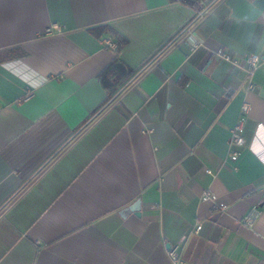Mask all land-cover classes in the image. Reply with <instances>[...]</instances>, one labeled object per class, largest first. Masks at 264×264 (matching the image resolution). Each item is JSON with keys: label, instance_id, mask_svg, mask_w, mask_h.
I'll use <instances>...</instances> for the list:
<instances>
[{"label": "crops", "instance_id": "1", "mask_svg": "<svg viewBox=\"0 0 264 264\" xmlns=\"http://www.w3.org/2000/svg\"><path fill=\"white\" fill-rule=\"evenodd\" d=\"M190 1L0 0V264H264V18Z\"/></svg>", "mask_w": 264, "mask_h": 264}, {"label": "built area", "instance_id": "2", "mask_svg": "<svg viewBox=\"0 0 264 264\" xmlns=\"http://www.w3.org/2000/svg\"><path fill=\"white\" fill-rule=\"evenodd\" d=\"M57 30L55 27H50L45 30V33H51L52 31ZM103 47L106 50L115 51L118 47L117 43L111 38V37H105L102 40ZM199 43L194 42L192 47L193 50L198 47ZM215 55L219 58H221L224 61H227L232 64L237 63V59L227 53H225L222 50H218L215 52ZM244 64H245V75L248 82V89L253 90L255 88V84L253 82V78L255 75V71L259 67L260 64V58L258 55L255 54H248L243 58ZM249 111V105L247 103H243L241 106V114L238 122L233 126V128L230 130L229 135V147L231 148V159L234 161L237 159L239 155V151L235 148H240L245 145V139L243 136L244 132V121L246 118V115ZM204 201L210 202L213 207L218 210L219 212H225L227 206L224 203L217 202L216 197L212 194H205L203 196ZM258 214V208L253 207L250 209L248 214L245 216L244 220L246 223L251 224L253 218L256 217ZM201 226L197 225L194 232H198L200 230ZM181 248L182 243L178 242L175 244H171L167 247V257L169 259L170 264H185L182 257H181Z\"/></svg>", "mask_w": 264, "mask_h": 264}, {"label": "clouds", "instance_id": "3", "mask_svg": "<svg viewBox=\"0 0 264 264\" xmlns=\"http://www.w3.org/2000/svg\"><path fill=\"white\" fill-rule=\"evenodd\" d=\"M250 8L246 13L236 14L231 17L232 22L237 25L252 26L257 23L260 18H264V9H261L255 0H249ZM245 40L249 43L255 42L253 33L246 32Z\"/></svg>", "mask_w": 264, "mask_h": 264}, {"label": "trees", "instance_id": "4", "mask_svg": "<svg viewBox=\"0 0 264 264\" xmlns=\"http://www.w3.org/2000/svg\"><path fill=\"white\" fill-rule=\"evenodd\" d=\"M189 2H191L190 0H188ZM110 33L111 35H116L109 27L107 26H99V27H95L93 29H91V33L95 36V37H101L103 34L105 33ZM118 47L116 50H118L120 47H122L125 43L126 40L124 38H118ZM7 56L5 53H0V62L4 59H6ZM117 64L113 63L111 66H109L108 68H106L100 75L101 79L103 78L104 80L107 79L108 74L110 73V71L113 68H116Z\"/></svg>", "mask_w": 264, "mask_h": 264}, {"label": "water", "instance_id": "5", "mask_svg": "<svg viewBox=\"0 0 264 264\" xmlns=\"http://www.w3.org/2000/svg\"><path fill=\"white\" fill-rule=\"evenodd\" d=\"M138 207V204L137 205H135V208H137Z\"/></svg>", "mask_w": 264, "mask_h": 264}]
</instances>
